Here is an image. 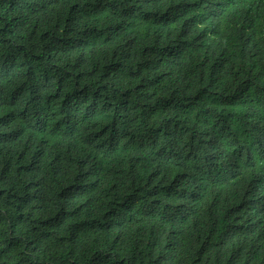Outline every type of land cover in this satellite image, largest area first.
Returning <instances> with one entry per match:
<instances>
[{
    "label": "trees",
    "instance_id": "obj_1",
    "mask_svg": "<svg viewBox=\"0 0 264 264\" xmlns=\"http://www.w3.org/2000/svg\"><path fill=\"white\" fill-rule=\"evenodd\" d=\"M236 6L0 0V264H264V0Z\"/></svg>",
    "mask_w": 264,
    "mask_h": 264
},
{
    "label": "clouds",
    "instance_id": "obj_2",
    "mask_svg": "<svg viewBox=\"0 0 264 264\" xmlns=\"http://www.w3.org/2000/svg\"><path fill=\"white\" fill-rule=\"evenodd\" d=\"M231 1L235 2L238 5V6H236V7H234L232 9V11L234 13H236L238 15H241V14H244V13H247L248 12L245 4H250V0H231ZM87 146H89L90 149L98 155V148L95 147L93 144H91L90 142H88L86 140H82L81 145H80V148L75 149L74 151H72V153H74V154L76 153L79 156H82L83 157L85 155V148ZM114 158L116 160L119 157L118 156L117 157L115 156ZM98 164H100V163L98 162ZM101 165H103V164H101ZM122 167L125 168V170L127 172L128 166H127V163H126L125 160L122 161V162L116 163L114 165V170H118L119 171L120 168H122Z\"/></svg>",
    "mask_w": 264,
    "mask_h": 264
},
{
    "label": "bare ground",
    "instance_id": "obj_3",
    "mask_svg": "<svg viewBox=\"0 0 264 264\" xmlns=\"http://www.w3.org/2000/svg\"><path fill=\"white\" fill-rule=\"evenodd\" d=\"M76 156H79L78 154Z\"/></svg>",
    "mask_w": 264,
    "mask_h": 264
}]
</instances>
